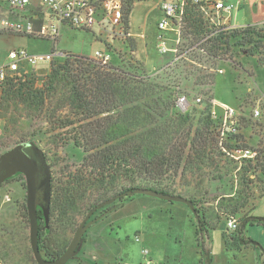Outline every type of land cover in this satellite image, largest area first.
Returning a JSON list of instances; mask_svg holds the SVG:
<instances>
[{"label":"trees","instance_id":"1","mask_svg":"<svg viewBox=\"0 0 264 264\" xmlns=\"http://www.w3.org/2000/svg\"><path fill=\"white\" fill-rule=\"evenodd\" d=\"M201 5L190 4L186 8L181 43V53L185 56L170 68L177 73L165 79L139 74L135 69L140 68H133L129 63L128 66L119 58L103 67L90 56L66 54L62 61L51 63L50 72L42 76L45 78L42 86H39L41 76L33 72L8 77L0 85V107L12 103L24 105L29 113L41 115L44 107L62 94L61 109L67 114L59 128L78 124L72 139L83 150V164L77 172L67 175L68 180L58 187L56 198L52 190L48 223L42 211H38L39 246L46 259L55 260L65 251L52 248L44 239L45 233L51 230L52 218L58 208L63 215L68 214L77 200L84 199L89 192L90 198L98 197V201L103 198L107 201L137 188L170 194L164 188V181L177 177L185 179L206 167H219L224 161V149H231V144L224 141L220 145L217 122L212 117L213 96L197 104L201 109L199 117L195 110H190L192 104L188 110L181 111L177 105L179 96L189 97V87L182 86L181 77L191 78L193 89L210 87L215 74L208 73L211 70L207 68L191 66L193 60L188 56L198 52V60L202 59L200 55L217 58L221 51L230 48L231 39H235V45L239 47L255 43L264 52V28H217L206 18ZM131 11L126 12L128 21ZM194 47L196 49L187 53ZM179 67H182L181 72L177 71ZM203 93L210 94V91ZM50 115L54 117V114ZM261 166L264 173V164L255 168ZM128 198L131 197L120 200ZM189 200L197 213L203 215L199 201L196 198ZM98 201L87 203L85 210L90 212L101 204ZM203 222L204 216L199 217V224ZM250 225L264 226V220L245 215L236 234L223 235L226 247H253V240L245 236ZM210 228L216 229V225ZM255 246L260 247L259 244Z\"/></svg>","mask_w":264,"mask_h":264},{"label":"rangeland","instance_id":"2","mask_svg":"<svg viewBox=\"0 0 264 264\" xmlns=\"http://www.w3.org/2000/svg\"><path fill=\"white\" fill-rule=\"evenodd\" d=\"M4 2V0H0V15L6 13L2 5ZM153 4V2H145L138 8L139 19L144 20L150 14L148 21L149 25L151 24V33L148 41L145 43L138 42L137 48L136 43H134V59L129 64L133 68H140L139 70L135 69L139 74L151 75L152 77L158 75L161 79H165L177 72H172L170 69L172 67L170 60L173 56L169 53L163 57L157 52L155 41L157 12L152 10ZM0 34V64L8 62V54L15 48H27L33 54H44L53 50L52 42L47 40L20 36L5 31L0 32ZM201 38L203 39V36ZM255 40L258 39L255 38ZM191 42L195 41L191 40ZM235 43L236 40L231 39V42H229L230 48L225 52L221 51V55L217 58L208 59L200 55L202 59L198 60V52L188 56L193 60L190 63L191 66L207 68L211 70L208 73L215 74L213 85L193 89L190 86L192 79H186L184 76L181 77V83L182 86L188 85L189 87L188 98L192 104L190 110H195L197 117L200 116L201 111L197 105L198 103H196L198 98L205 100L208 96H213L214 99H217L229 94L238 99L240 102L239 108H247L249 117L242 119L240 134L236 138L234 137V140L231 138L230 141H227L231 144V149H226V156L219 167H206L204 170L191 174L185 179L177 177L163 182L165 190L169 191L171 195L182 196L187 199L196 198L199 201L203 215L196 216L192 214L190 217L191 222L196 226L197 238L200 242L201 237L199 235L204 230L203 228L207 225H209L208 228H213L216 225V229H209V234L214 238L215 247H217L218 242H221V227L224 229L223 235L236 234V231L227 230V221L234 218L240 223L245 215L251 214L256 202L264 195L262 166L261 168H255L259 164H264V120L261 118L264 88L258 89L253 86L255 80L259 81L262 78L261 74H264V52L262 49L257 48L255 43L246 44L243 47L236 46ZM226 48L228 47L225 46ZM103 49V45L91 33L63 27L58 50L65 53V56L66 54L93 56L95 51ZM54 61L58 62L62 59L58 58ZM124 64L129 66L128 63L124 62ZM179 68L177 71L181 72L182 67ZM50 69L51 64H41L37 69L28 68L27 74L33 72L41 76L39 86H42L45 80L42 76L49 73ZM125 69L128 70V68ZM218 70H222L223 73H218ZM243 70L248 71L251 78ZM168 79L171 80V78ZM173 79L175 80V78ZM1 90L0 88V104ZM206 90H209L210 94L203 93ZM60 96L53 103L49 102L51 104L44 107V113L41 115L39 112L36 115L29 113L24 105L12 103L7 107H4L5 105L0 107V155L20 142L34 141L46 154L52 172V190L55 198L58 187L61 186L62 182L68 180L67 175L77 172L84 160L83 150L76 146L72 139L77 131L76 125L78 124L74 127L59 128L61 122H65L63 116L67 114L65 109H61L63 106L61 105L62 97ZM181 96L185 95L182 94L179 97ZM57 109L58 111H54ZM256 109L260 111L258 118L254 117ZM50 114H54V117ZM59 118L61 121H59ZM241 148L259 151L258 158L255 161L251 159L237 161L228 155L229 152L233 154ZM7 196H9V200L6 199ZM90 197L91 192L84 199L77 200L76 205L66 215H63L59 208L54 212L51 230H48L44 237L46 241H49L52 248L65 249L66 251L77 228L89 213V210H85L86 204L98 201V197L95 199ZM133 197L116 201L110 206V208L117 207L114 212H111V214L89 228L84 236V244L78 256L67 264H90L91 261V264H93L92 253H95L93 251L97 248L94 242L109 240L110 243L114 241L116 243L119 241L123 242L124 247H127L129 242L135 243L136 236H140L144 241L147 239V232L150 229H147L146 226L156 227L161 225L168 229L169 243L174 241L172 233L176 234L174 229H178V225L184 222L183 213L173 211L176 208L168 210L166 206L177 207L185 206V204L142 194ZM103 199L97 203L106 201L105 198ZM134 199L145 202L140 203L139 201H133ZM4 202L10 205L3 204ZM26 202V181L22 174L7 180L0 186V264H34L35 262L30 244V224ZM235 209H237V213H234ZM100 213L102 211L97 212L94 217H98ZM202 216H204V222L200 225L199 217ZM186 239L188 243L192 240L189 234H186ZM176 240L178 241V239ZM109 248L105 255L114 253L112 247ZM206 250L207 247L204 248L205 252ZM120 252L125 253L123 249ZM120 252L116 251L115 254L120 256L122 254ZM206 262L209 264L208 260Z\"/></svg>","mask_w":264,"mask_h":264},{"label":"built area","instance_id":"3","mask_svg":"<svg viewBox=\"0 0 264 264\" xmlns=\"http://www.w3.org/2000/svg\"><path fill=\"white\" fill-rule=\"evenodd\" d=\"M4 1L8 10L5 15L0 16V32H12L20 36L50 41L53 44V50L49 53L33 54L23 47L12 49L8 54V62L0 65V85L8 77H21L27 74L28 68L37 69L41 64H51L55 59L65 57V53L58 50L63 27L87 31L103 45V50H97L93 56H90L100 66H109L115 58L126 63H132L134 59L135 35L130 28L126 12L144 0ZM159 1L161 18L157 24V52L163 57L170 53L173 56L170 65L173 66L185 56L181 53L182 31L186 8L190 4H202L203 13L215 27L235 29L236 27L228 25L227 22L229 16L244 0H239L237 3L225 0ZM261 27L264 28V24ZM168 32L171 36L167 35ZM196 47L188 50L187 53ZM217 72L223 73L222 70ZM196 103H202V99L198 98ZM212 103V117L217 122L216 132L222 146L224 141L240 134L242 116L234 107L222 105L220 109L215 105L214 100ZM177 105L181 111H186L191 103L186 96H181L178 98ZM259 116L260 111L256 109L254 117ZM224 151L227 153L226 149ZM228 155L237 161L246 159L255 161L259 156V151L241 148L233 154L229 152ZM6 199L9 200V196ZM226 224L227 230L232 232L238 230L239 223L236 219H230ZM141 241L140 236L135 237L136 243H141ZM142 256L145 264H154L148 248L142 249Z\"/></svg>","mask_w":264,"mask_h":264},{"label":"crops","instance_id":"4","mask_svg":"<svg viewBox=\"0 0 264 264\" xmlns=\"http://www.w3.org/2000/svg\"><path fill=\"white\" fill-rule=\"evenodd\" d=\"M225 1L230 3H237L239 0ZM145 2L154 3L152 10L157 12V24L161 18L159 0H145L134 6L129 17V25L135 35L136 48L138 47L139 41L144 43L148 41L151 33V24L149 25L148 21V17H150V14L144 20L139 19L138 17V8ZM2 5L5 11H7V4L4 2ZM2 14L5 15L6 13H1L0 16H3ZM229 17L230 18L227 24L230 26H234L236 28H244L247 26L260 28L264 24V0H244L242 1L238 9L234 10ZM141 20L142 22H140ZM156 30L155 41L157 42L158 28ZM167 35L171 36V33L168 32ZM6 63L0 65H4ZM244 72L248 77L251 76L248 71ZM261 75L262 78H260L259 81L255 80L256 82L253 85L258 89L264 88V74ZM214 103L218 108H220L222 105H227L238 109L241 113L242 119H244L245 117H249V114H247V108H239L240 102L232 94L225 95L217 99L215 98ZM263 114L264 104H262L261 106V118L264 120ZM133 201H139L140 203L145 202L136 199H134ZM3 204L10 205L7 202H4ZM166 207V209L168 210H173L176 208V210L173 211L182 212L184 218V222H181L180 225H178V229H174V232L176 234L172 233V235L174 236V241L172 243H169L168 241V229L162 227L161 225L156 227L146 226L147 229H150L147 232V239L141 241V243L136 244V242H129L128 246L124 247L122 245L123 242L119 241H117L116 243H114L115 241L110 243L109 240L94 242L95 247L97 248L95 251H93L95 253H92L94 261L93 264H112L118 262H123L125 264H145V260L142 256L143 248H148L149 250H151V258L154 264H207V260L210 261L211 264H264L263 225H250L245 231V236L259 244L260 247H256L252 244L253 247L243 246L240 249H228L223 238L224 229L222 227L220 233V237H222L221 242H218L217 247H215L213 240L214 238H212V236L209 234L208 227H204V230L202 229L203 231L199 235L201 237V242L198 241L196 226L192 224L190 218L194 213L186 204L185 206ZM250 215L254 217L264 218V195L256 202V205L251 211ZM170 230L172 231L173 229L171 228ZM186 234H189L191 236L192 240L189 243L186 241ZM176 239H178V241ZM109 247H112L114 253L112 255H105V252H108L107 250L110 249ZM206 247L207 250L205 252L204 248ZM121 249H123L125 253L120 252ZM116 251H119L122 254L120 256H117L115 254ZM101 253H103L104 255H102Z\"/></svg>","mask_w":264,"mask_h":264},{"label":"water","instance_id":"5","mask_svg":"<svg viewBox=\"0 0 264 264\" xmlns=\"http://www.w3.org/2000/svg\"><path fill=\"white\" fill-rule=\"evenodd\" d=\"M19 174H22L26 181V204L30 224V244L37 264H67L69 261L75 259L82 249L84 236L89 228L96 222L105 218L109 213L113 212L117 206L112 207L96 218H93L94 215L98 211L113 205L116 201L124 197L142 194L166 201L183 203L186 204L196 216H199L194 204L187 198L173 196L147 188H137L133 191L120 194L94 207L77 228L66 251L57 259L48 260L43 256L39 246L38 211H42L44 219L46 223H48L51 208L52 172L45 152L34 141L20 142L0 155V186ZM255 219L264 220L262 217H255ZM252 244L257 245L254 241ZM209 264H211L210 261Z\"/></svg>","mask_w":264,"mask_h":264},{"label":"flooded vegetation","instance_id":"6","mask_svg":"<svg viewBox=\"0 0 264 264\" xmlns=\"http://www.w3.org/2000/svg\"><path fill=\"white\" fill-rule=\"evenodd\" d=\"M110 209H111V208H110ZM108 210H109V209H108L107 207L104 208V209H102V210H100V211H102V213H100V215H102L104 212H106V211H108ZM100 211H98V212H100ZM113 212H114V211H113ZM109 214H111V213H109ZM109 214H108V215H109ZM100 215H99V216H100ZM108 215H107V216H108ZM94 216H95V215H94ZM93 218H96V217H93Z\"/></svg>","mask_w":264,"mask_h":264}]
</instances>
